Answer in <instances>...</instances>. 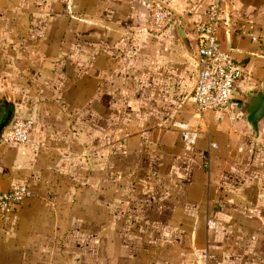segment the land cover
Masks as SVG:
<instances>
[{
  "label": "crops",
  "instance_id": "1",
  "mask_svg": "<svg viewBox=\"0 0 264 264\" xmlns=\"http://www.w3.org/2000/svg\"><path fill=\"white\" fill-rule=\"evenodd\" d=\"M155 1L176 16L159 36L145 27ZM214 1L221 49L242 67L220 119L191 103L196 26ZM1 7L0 119L8 103L34 129L26 145L0 142V192L20 183L32 193L0 218V264H76L79 238L95 225L101 150L106 211H118L109 264H264V115L256 131L250 124L264 96V0Z\"/></svg>",
  "mask_w": 264,
  "mask_h": 264
},
{
  "label": "built area",
  "instance_id": "2",
  "mask_svg": "<svg viewBox=\"0 0 264 264\" xmlns=\"http://www.w3.org/2000/svg\"><path fill=\"white\" fill-rule=\"evenodd\" d=\"M174 12L159 1L153 2L148 10L146 30L153 36H159L175 24ZM223 20L221 1L211 2L205 12L204 20L197 24L199 33L197 60L200 71L191 103L198 113L213 112L218 119L231 112V97L237 82L242 77V67L233 56L221 49L217 38V29ZM255 41L256 37H252ZM34 123L31 119L14 118L2 130L0 142L7 146L26 145L32 136ZM32 193L20 183L8 191L0 192V218L11 215L16 205L30 198ZM212 228L214 222H207Z\"/></svg>",
  "mask_w": 264,
  "mask_h": 264
},
{
  "label": "rangeland",
  "instance_id": "3",
  "mask_svg": "<svg viewBox=\"0 0 264 264\" xmlns=\"http://www.w3.org/2000/svg\"><path fill=\"white\" fill-rule=\"evenodd\" d=\"M6 7H1L0 17H4L8 15L6 11ZM6 21V20H5ZM8 27L7 23H0V33L4 32ZM1 97V96H0ZM96 109L98 111H102V105L96 104ZM14 117L11 118V120ZM10 120V121H11ZM98 127V131L96 133H101L102 126L97 121L95 123ZM101 129V130H100ZM99 143V147L102 146V142ZM105 147H106V135H105ZM102 150L97 152L95 156V205H94V223L93 228L89 230L88 235L84 236V239L79 238L80 245L82 248L79 249L78 252V260L76 264H109L108 256L109 251H106V240H111L114 238L110 237V234L113 232V223L117 221L118 211H106V151H105V160L104 167H102ZM100 156V157H99ZM99 166V167H98ZM101 166V167H100ZM104 187V189H103ZM108 213V214H106ZM110 221V225H107V222ZM87 229H90L88 227ZM82 232H80V235ZM86 234V233H84ZM112 242V241H111ZM77 254L73 252V257Z\"/></svg>",
  "mask_w": 264,
  "mask_h": 264
},
{
  "label": "water",
  "instance_id": "4",
  "mask_svg": "<svg viewBox=\"0 0 264 264\" xmlns=\"http://www.w3.org/2000/svg\"><path fill=\"white\" fill-rule=\"evenodd\" d=\"M176 25H178V21H176ZM246 101V100H245ZM247 102H243L241 107L244 108L246 106ZM6 111L3 114V116L0 119V134L2 130L9 124L11 118H12V113H13V107L12 105L5 103ZM264 115V96L260 101V104L256 109L253 110L252 116H251V121L250 124L254 131H256V125L257 121L262 118Z\"/></svg>",
  "mask_w": 264,
  "mask_h": 264
}]
</instances>
